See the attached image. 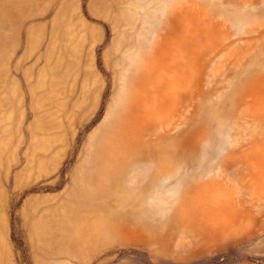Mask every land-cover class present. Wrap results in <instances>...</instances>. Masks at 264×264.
<instances>
[{
	"label": "rangeland",
	"instance_id": "374dc122",
	"mask_svg": "<svg viewBox=\"0 0 264 264\" xmlns=\"http://www.w3.org/2000/svg\"><path fill=\"white\" fill-rule=\"evenodd\" d=\"M0 264H264V0H0Z\"/></svg>",
	"mask_w": 264,
	"mask_h": 264
},
{
	"label": "bare ground",
	"instance_id": "6f19581e",
	"mask_svg": "<svg viewBox=\"0 0 264 264\" xmlns=\"http://www.w3.org/2000/svg\"><path fill=\"white\" fill-rule=\"evenodd\" d=\"M102 141V140H101ZM102 145V144H101ZM115 149V148H114ZM110 154V153H109ZM116 154H118V153H116ZM97 187H101V186H99V184H95L94 186H91L90 188H88V192H90L91 194L93 193V192H96V188ZM98 189V188H97ZM95 194V193H94ZM72 218H74V220H79L80 218L78 217V216H76V215H73V216H71ZM60 226H62V228H65V225L64 224H60Z\"/></svg>",
	"mask_w": 264,
	"mask_h": 264
}]
</instances>
